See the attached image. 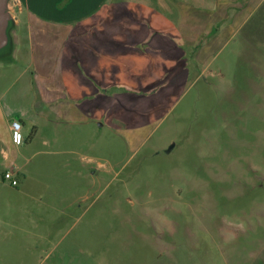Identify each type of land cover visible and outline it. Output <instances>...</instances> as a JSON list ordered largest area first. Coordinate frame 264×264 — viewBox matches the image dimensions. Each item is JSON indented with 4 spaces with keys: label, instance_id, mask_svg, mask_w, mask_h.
<instances>
[{
    "label": "rangeland",
    "instance_id": "obj_1",
    "mask_svg": "<svg viewBox=\"0 0 264 264\" xmlns=\"http://www.w3.org/2000/svg\"><path fill=\"white\" fill-rule=\"evenodd\" d=\"M194 68L134 139L77 122L71 164L0 165V264H264V2Z\"/></svg>",
    "mask_w": 264,
    "mask_h": 264
},
{
    "label": "crops",
    "instance_id": "obj_2",
    "mask_svg": "<svg viewBox=\"0 0 264 264\" xmlns=\"http://www.w3.org/2000/svg\"><path fill=\"white\" fill-rule=\"evenodd\" d=\"M263 2L11 0L15 48L0 61L3 182L7 170L17 180L23 174V182L39 176L29 162L49 148L68 154L71 164L77 122L125 129L131 139L142 134L194 79V67ZM13 121L21 124L19 144ZM76 175L68 178L74 183Z\"/></svg>",
    "mask_w": 264,
    "mask_h": 264
},
{
    "label": "water",
    "instance_id": "obj_3",
    "mask_svg": "<svg viewBox=\"0 0 264 264\" xmlns=\"http://www.w3.org/2000/svg\"><path fill=\"white\" fill-rule=\"evenodd\" d=\"M10 1L0 0V61L11 58L15 48L13 36L15 20L11 12Z\"/></svg>",
    "mask_w": 264,
    "mask_h": 264
},
{
    "label": "built area",
    "instance_id": "obj_4",
    "mask_svg": "<svg viewBox=\"0 0 264 264\" xmlns=\"http://www.w3.org/2000/svg\"><path fill=\"white\" fill-rule=\"evenodd\" d=\"M21 124L19 121H13L12 122V137L13 141L17 144L23 142V135L20 131ZM4 180L8 181L10 185L16 186L17 185V179L15 178L12 170H7L3 174Z\"/></svg>",
    "mask_w": 264,
    "mask_h": 264
}]
</instances>
